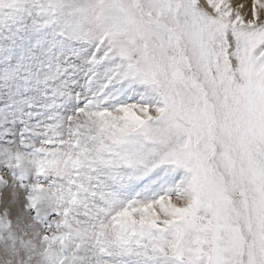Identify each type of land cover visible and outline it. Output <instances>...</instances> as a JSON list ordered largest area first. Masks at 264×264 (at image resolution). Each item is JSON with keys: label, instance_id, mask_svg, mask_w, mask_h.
Segmentation results:
<instances>
[{"label": "snow or ice", "instance_id": "6c2138e0", "mask_svg": "<svg viewBox=\"0 0 264 264\" xmlns=\"http://www.w3.org/2000/svg\"><path fill=\"white\" fill-rule=\"evenodd\" d=\"M0 264H264V0H0Z\"/></svg>", "mask_w": 264, "mask_h": 264}]
</instances>
